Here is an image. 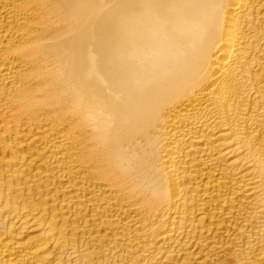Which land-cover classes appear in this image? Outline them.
<instances>
[{"label":"bare ground","instance_id":"obj_1","mask_svg":"<svg viewBox=\"0 0 264 264\" xmlns=\"http://www.w3.org/2000/svg\"><path fill=\"white\" fill-rule=\"evenodd\" d=\"M0 264H264V0H0Z\"/></svg>","mask_w":264,"mask_h":264}]
</instances>
